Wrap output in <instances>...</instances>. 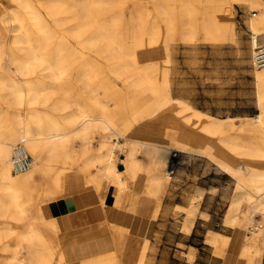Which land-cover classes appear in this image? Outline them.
Masks as SVG:
<instances>
[{
  "label": "bare ground",
  "instance_id": "obj_1",
  "mask_svg": "<svg viewBox=\"0 0 264 264\" xmlns=\"http://www.w3.org/2000/svg\"><path fill=\"white\" fill-rule=\"evenodd\" d=\"M12 1L15 6L4 4L0 9L5 13L0 17V67L13 68L21 77L25 69L42 68L44 79L29 81L19 90L14 82L1 81L2 88L20 91V96L10 114L0 108V264L85 262L68 259L56 213L59 202L70 198L64 192L72 187L68 176L72 169L80 175L78 182L96 192L105 182L110 184L114 206H120L132 192L162 191L179 156L204 157L234 180L225 222L237 228L242 262L264 264V67L255 71L259 113L237 116L240 122L174 96L168 67L172 45L180 40L194 43L199 32L211 43L235 41L233 2L251 8L254 51L264 44V0H227L225 12L199 8L192 0H41V8L34 0ZM10 33L13 37L7 43ZM69 39L70 45L91 53H66ZM160 41L162 61H141L139 50L156 47ZM76 61L81 66L71 79L65 69ZM120 83L134 96L124 94ZM50 90L55 96H46ZM154 119L177 130L173 142L127 136L133 124ZM19 142L33 162L28 170L15 173L12 149ZM118 145L124 158H118ZM203 194L199 188L193 198L201 200ZM178 207L187 210L184 230L190 232L198 206ZM109 230L116 242L119 233L112 224ZM208 235L219 251H225L230 239L221 243L219 232ZM149 242L145 237L137 264H144ZM117 251L91 261L124 264L114 256Z\"/></svg>",
  "mask_w": 264,
  "mask_h": 264
},
{
  "label": "crops",
  "instance_id": "obj_2",
  "mask_svg": "<svg viewBox=\"0 0 264 264\" xmlns=\"http://www.w3.org/2000/svg\"><path fill=\"white\" fill-rule=\"evenodd\" d=\"M173 1L182 3L185 0ZM192 1L199 8L216 11H219V9H215L216 6L218 8L225 7L227 11L229 5L225 0ZM203 4L206 7H203ZM234 21L236 25V43H211L204 40L194 43L177 42L175 52L172 54L176 70L175 96L185 98L196 108L212 115L251 111L254 104L253 100L249 99V94L255 96L257 101L255 69L252 62L237 59L239 53L225 54L219 51L224 46L234 47V44H236L241 48L248 45L247 39L239 30L242 23L235 6ZM152 48L144 47L139 50L141 61L154 60L152 53L145 59L143 57L144 51ZM227 55L236 59H225ZM229 98H235V100H229ZM130 132H132L133 137L129 136ZM127 136L155 142H173L169 140L176 138L177 130H173L167 124H161L157 121L141 120L129 128ZM68 176L71 177L72 184L69 190L70 198L66 197L59 202L56 213L62 228L60 233L62 247L65 249L70 261L88 260L118 249V242L123 230L119 232L115 242L109 230V224H112L113 226H125L126 230H129V237L137 243L130 252H120L122 258H119L124 264H137L142 254L140 250L145 237L153 240L155 231L158 229L157 226L184 224L183 220L178 221L172 215L173 212L166 205L162 206L157 216L152 215L153 208L151 206H145L138 210L134 208L153 200H157L160 205V201L165 197L169 187L165 191H160L156 197H144L140 192H134L127 199L126 206L117 207L114 206L115 192L113 190V195L109 196L108 191L112 187L107 182L96 192L90 185H86L85 189L79 188L82 182H78L80 175L76 173V169H72ZM169 191H171L170 188ZM171 192L176 193L177 189ZM206 198L207 194L204 197L202 208H204ZM93 201L97 204H90ZM99 201L107 204L104 206ZM176 204L178 203L176 202ZM71 205L74 207H71ZM179 205L181 204L179 203ZM205 210L209 217L196 216L192 229L187 234L179 231L171 232L159 227L162 236L157 251L145 252L144 264H232L235 259L242 263L239 258L240 252H238L237 247H234V244L229 245L226 252L228 255L223 257L215 252L208 239V242L206 241L208 231H215L211 226L216 224L217 221L213 220L214 213L209 208ZM202 212L206 214L205 211ZM200 232L203 233L200 234ZM247 237H244V242H247ZM178 244H183L185 247Z\"/></svg>",
  "mask_w": 264,
  "mask_h": 264
},
{
  "label": "rangeland",
  "instance_id": "obj_3",
  "mask_svg": "<svg viewBox=\"0 0 264 264\" xmlns=\"http://www.w3.org/2000/svg\"><path fill=\"white\" fill-rule=\"evenodd\" d=\"M37 5L40 6V8L42 7V3L40 0V3L37 0H34ZM45 1V0H42ZM227 1V0H225ZM233 2V1H232ZM4 4L12 7L15 6V3H13L12 0H0V9L4 8ZM233 6H235L240 19H241V27L239 30H241V34L244 35V37L247 39V46L241 47L239 48L238 45L234 44V47L232 46H224L223 48H221L222 50H219L225 54H231V53H239V57L237 59L240 60H250L253 64V59H252V55H253V51L251 48V37H252V33L250 31L249 28V21L252 17V13H251V8L249 5L247 4H238L236 2L232 3ZM203 7H206L205 4L202 5ZM217 7V6H216ZM215 9H219V11H226L225 7L222 8H216ZM228 9H229V5H228ZM129 10L127 9L125 14H126V20L127 17L129 15ZM5 13H3L0 10V17L3 16ZM254 17V16H253ZM234 19V17H233ZM51 23L53 24V21L50 20ZM0 24H2V21L0 20ZM59 34H62L65 32L61 29H59L57 31ZM130 33H128V31L126 32V36H128ZM13 35L12 33H10L7 36V43H9L12 39ZM204 35L203 32H199V34L197 35V39L196 41H201L204 40ZM206 41V40H204ZM72 42L71 39H69V41L66 42V46H65V52L69 53L72 52L75 55H82V53H87L90 54V50L88 49H83L81 48L79 45H70V43ZM177 42H183V41H176L173 45H172V54H174L175 52V48L177 45ZM208 42V41H207ZM226 42H235V41H226ZM161 44H163L161 41L158 43V46H156V49H146L143 53V57L144 59L150 54H153V58L156 61H162L163 59V53H162V49L163 48L161 46ZM148 45L144 46L147 47ZM143 47V48H144ZM152 48V47H151ZM154 48V47H153ZM225 59H236L230 55H227V57H225ZM152 61V60H151ZM81 66V61H76V62H72L70 63L69 66L66 67V75H70L72 76L71 79H74L75 74L79 71V67ZM105 67V65H104ZM168 67L171 70V78L173 80V95L175 96V77H176V70H175V61L174 59L172 60L171 64L168 65ZM25 75L24 77H21L19 75H17L16 73H14L13 68H4V67H0V108H3L7 114H10L13 109H15V104L14 101L16 99V96H20V91H15L12 92L9 88H2L1 85V81H10V82H14L16 85V88L19 90L21 88H24L27 86V82L31 81L34 84L37 82H41L43 81V74H42V68L38 69H34L32 72L27 71V69H25ZM257 69L254 70V74L255 71ZM69 79V78H68ZM66 79V80H68ZM39 80V81H38ZM72 84L75 85V80H71ZM73 85H69V88H72ZM121 86H123L122 83H120ZM42 86V84L40 85ZM124 90V94L128 95V96H134L132 93H129L126 90V87L123 86ZM55 92L53 90H50L49 93L46 96H55ZM131 94V95H129ZM112 96L114 94H111ZM40 96H44L43 94H41ZM115 96V95H114ZM178 97V96H177ZM235 100V98H229V100ZM249 99L253 100V106L251 107V111L249 112H244V113H217L215 114V116L218 117H235V120L237 122H240L242 120V118H237V116H254L256 114L259 113V111L257 110V104H256V99L255 96H252L251 94H249ZM237 100V98H236ZM228 107V106H226ZM237 107V106H234ZM211 114V113H210ZM153 121H157V119H154ZM158 122V121H157ZM130 137H133L132 132L129 133ZM121 141H123L124 139H120ZM169 141H173L169 140ZM98 139L95 138L93 141L94 145H97L98 143ZM177 153V152H176ZM117 155L118 158H124V154H123V150L122 147L120 145H118V149H117ZM120 165H118L119 167ZM171 171H172V177L170 179V182H168L162 190H167V188L169 187L170 190H174L177 189V192H171L169 191L168 188V192L166 193L165 197H168L167 199L164 197L161 201H160V205L158 204L157 200H153L150 202H145L141 205H139L138 207H134L136 210H138L139 208L145 207V206H151L153 208V213L152 215L157 216L160 213V210L162 208V206H169L170 210L173 212L172 215L177 218L178 221L183 220V222L186 219V216L188 215L187 210L185 211L184 208H180L178 207L179 203L183 206H194L197 205L198 206V210H197V214L196 216L200 215L203 218H208L209 214L206 212L205 209L209 208L214 214H213V220L217 221L216 224H213L211 227H213L215 229V231H218L220 234V242H226L230 239L229 244L227 245V247L225 248V251H228L229 245L234 244V247H237L238 252L240 250V246L239 243H237L236 241V236H237V228L229 223L225 222V216L228 212L229 209V203H230V199L233 195L234 192V188H235V182L234 180L228 175L226 174L224 171L219 170L215 165H213L212 163L208 162V160H206V158L204 157H199V156H194L193 158H188V159H182L180 156L179 157H175L174 162L171 165ZM88 184H85L84 182L79 186L80 189H85V186ZM202 188L204 191L203 197L201 200H198L197 198H193L194 195L198 192V189ZM134 189V188H133ZM69 190L70 188H68V190H66L64 193L67 194V196H69ZM113 189H109L108 194L109 196L113 195ZM160 193V192H159ZM159 193H153V194H142L144 197H156L158 196ZM79 194H81L79 192ZM134 192L130 193L129 196H127L128 198H130L131 195H133ZM207 194V198H206V202L204 203V208H202V204L204 201V197ZM193 200V201H191ZM176 202L178 204H176ZM96 203L95 201L90 202V204ZM89 204V202H88ZM168 204V205H167ZM127 202H125L124 204L117 206V207H123L126 206ZM159 205V206H158ZM179 208V209H178ZM201 211H205L206 214L203 215L201 213ZM257 219H261V217H257ZM259 220H257V222H259ZM158 229L155 231L154 234V239L152 240L151 238L147 237L150 239V248L147 250V252H156L157 248H158V243L161 240V236L162 233L159 230V227L164 229H167L168 231L171 232H182L184 234H187L189 232H186L184 230V224L182 225H168V226H157ZM115 230H117V232L119 233L121 230H124L121 233L120 239H119V248L118 251L115 252L116 254L114 256L116 257H120L122 258V253L120 252H130L131 249L134 248L135 244H137L134 240H132L129 237V230H126L125 226H121V225H115L114 226ZM126 230V231H125ZM241 231V235L244 236L245 233V229H242ZM209 232V231H208ZM221 232V233H220ZM203 232H200V234ZM208 234V233H207ZM140 239L142 237H139ZM117 239V238H116ZM207 239L210 241L209 243L211 245H213L215 252H218L220 255H222L223 257H226V255H228L225 251L221 252L219 251L216 247H215V242L209 238V235L206 236V241ZM251 241V240H249ZM208 242V241H207ZM140 243V241L138 242V244ZM179 246L185 247L183 244H178ZM108 257V256H106ZM264 257V256H263ZM102 258V257H101ZM239 259V258H238ZM233 260V259H232ZM231 262V261H230ZM83 264H100L97 263L95 261V263H92L91 259L85 260V262ZM232 264H255L252 262H245L243 261L242 263H240V261H236V259L234 260V262Z\"/></svg>",
  "mask_w": 264,
  "mask_h": 264
},
{
  "label": "built area",
  "instance_id": "obj_4",
  "mask_svg": "<svg viewBox=\"0 0 264 264\" xmlns=\"http://www.w3.org/2000/svg\"><path fill=\"white\" fill-rule=\"evenodd\" d=\"M252 59L254 69H261L264 67V44H261L254 49ZM32 162V156L23 142H19L13 146V172L21 173L28 170L31 167Z\"/></svg>",
  "mask_w": 264,
  "mask_h": 264
},
{
  "label": "water",
  "instance_id": "obj_5",
  "mask_svg": "<svg viewBox=\"0 0 264 264\" xmlns=\"http://www.w3.org/2000/svg\"><path fill=\"white\" fill-rule=\"evenodd\" d=\"M119 168H120V169H123V165H120Z\"/></svg>",
  "mask_w": 264,
  "mask_h": 264
}]
</instances>
